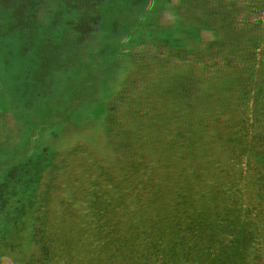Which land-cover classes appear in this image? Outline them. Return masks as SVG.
Here are the masks:
<instances>
[{"label":"trees","instance_id":"1","mask_svg":"<svg viewBox=\"0 0 264 264\" xmlns=\"http://www.w3.org/2000/svg\"><path fill=\"white\" fill-rule=\"evenodd\" d=\"M93 1L0 4V77L40 109L0 91V264H264L262 1L145 29ZM53 202L80 227L36 256Z\"/></svg>","mask_w":264,"mask_h":264},{"label":"rangeland","instance_id":"2","mask_svg":"<svg viewBox=\"0 0 264 264\" xmlns=\"http://www.w3.org/2000/svg\"><path fill=\"white\" fill-rule=\"evenodd\" d=\"M12 1H16V0H0V4L3 5V7H7L10 6ZM75 3V9L80 13L81 10H91L93 8V6H89L83 3V0H73ZM100 0H95L93 1L94 4L96 2L99 3ZM253 1V5H254V0H145L144 2H139L137 3L134 0H115V5H122L124 9H127L128 11L131 12H140L141 14L144 15L143 20L141 21V23H139V27H143V25L146 24V18L148 19H154V16L156 17V15H160L163 14L165 12H171V10L176 8V11L174 10V13L176 14V18H178L177 21H179L181 23V19H188L191 16V20H194L193 24H191L192 26L194 25H198L200 24L199 20L197 19V14L199 13H205V14H211V15H222V12H231L232 14H235L233 12H238V8H239V3L242 4L243 9L240 10L242 12H244L246 10L250 11L248 9V4L249 2ZM261 6L260 9L264 10V0H261ZM18 2V0H17ZM37 5H35L33 7V10H41V7H43L44 5H41L39 2H36ZM179 3H181L180 5H178ZM111 5H114V3H111ZM245 5L247 6L246 9H244ZM256 5V4H255ZM250 7V6H249ZM112 8V7H111ZM114 8V7H113ZM191 14V15H189ZM188 17V18H187ZM202 18V17H201ZM229 18V19H228ZM231 17H227L228 20H230ZM227 20V22H228ZM151 21V20H150ZM167 22V21H165ZM163 22V23H165ZM190 22V21H189ZM163 23L158 22L157 25H162ZM185 22L183 21L181 23L180 26H186L184 24ZM192 23V22H190ZM175 24V20L174 22L169 21V25H174ZM203 23H201L202 25ZM142 28V29H143ZM191 28V27H190ZM145 29V28H144ZM218 40V39H217ZM180 44H184V41H180ZM206 71V69L203 70V72ZM190 76H191V72ZM207 73V72H205ZM203 73V74H205ZM11 74L13 75V77H11V75H7V76H3L0 77V91H2L3 93L8 94V96H10V104L12 106H16L15 104H17V102L21 99H25V101L27 102V106L26 111L22 110V112H20V114L23 116V119L26 121H30V118H32L40 109L38 108V104L39 101H35L37 102V104H35V102H33V100L31 99V94H30V90L33 87V85L31 84L30 79H28L27 77L22 76V80L21 77L18 74H14V71H11ZM21 80V81H20ZM197 87L200 89V86H196L194 84H190L187 87V92L188 93H192L194 91L197 90ZM1 102V101H0ZM6 112V108H4ZM0 112H2L0 110ZM45 128V127H44ZM11 138V139H10ZM9 138V142L10 143H14L15 139L13 136H11ZM38 145L35 141L34 146ZM247 221H253L250 218L246 219ZM261 221V223L259 222ZM264 217L258 218V226H257V231H263L264 230ZM257 224V222H255ZM249 234V233H248ZM248 234H246L245 236H248Z\"/></svg>","mask_w":264,"mask_h":264},{"label":"clouds","instance_id":"3","mask_svg":"<svg viewBox=\"0 0 264 264\" xmlns=\"http://www.w3.org/2000/svg\"><path fill=\"white\" fill-rule=\"evenodd\" d=\"M42 229L30 235L26 241L30 251L36 255H42L46 251L53 254L62 252L64 245L61 241L72 230H78L80 225L68 213L67 209L58 203H51L46 215L40 218Z\"/></svg>","mask_w":264,"mask_h":264}]
</instances>
